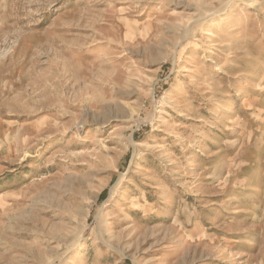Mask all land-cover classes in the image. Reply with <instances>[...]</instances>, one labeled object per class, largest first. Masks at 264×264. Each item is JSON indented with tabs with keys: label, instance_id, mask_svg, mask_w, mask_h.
<instances>
[{
	"label": "rangeland",
	"instance_id": "374dc122",
	"mask_svg": "<svg viewBox=\"0 0 264 264\" xmlns=\"http://www.w3.org/2000/svg\"><path fill=\"white\" fill-rule=\"evenodd\" d=\"M0 264H264V0H0Z\"/></svg>",
	"mask_w": 264,
	"mask_h": 264
}]
</instances>
